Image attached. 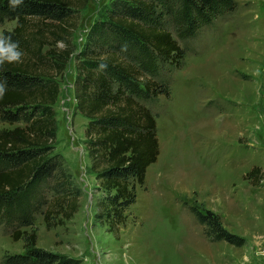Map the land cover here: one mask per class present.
<instances>
[{
    "label": "rangeland",
    "instance_id": "374dc122",
    "mask_svg": "<svg viewBox=\"0 0 264 264\" xmlns=\"http://www.w3.org/2000/svg\"><path fill=\"white\" fill-rule=\"evenodd\" d=\"M236 1L234 11L194 36L180 37L170 24L185 51L179 65L151 59L156 75L148 77L169 89V95L140 98L156 118L160 154L147 169L145 184L137 185L120 239L108 231V223L97 220L107 192L90 168L88 119L77 109L75 84L87 42L93 47L96 37L110 48L121 40L109 19L121 6H113L116 0H90L80 11L75 51L56 75L60 90L53 105L55 154L81 191L80 207L64 225L48 229L46 203L61 191L54 189L59 179L43 181L33 224L21 227L36 231L38 246L73 256L79 264H264V178L260 185L245 178L255 165L264 171V0ZM15 25L5 21L0 34ZM130 46L132 55L148 57L142 47ZM25 125L0 118V130ZM194 208L217 214L240 243L216 240ZM12 232V225L0 223V264L5 254L24 252V239L13 241Z\"/></svg>",
    "mask_w": 264,
    "mask_h": 264
},
{
    "label": "trees",
    "instance_id": "16d2710c",
    "mask_svg": "<svg viewBox=\"0 0 264 264\" xmlns=\"http://www.w3.org/2000/svg\"><path fill=\"white\" fill-rule=\"evenodd\" d=\"M90 0H24L14 11L9 0H0V24L16 21L5 29L19 41L24 55L20 63H5L0 76L7 81L0 96V118L25 126L0 130V223L12 225V239H24V252L7 253L2 264H79L77 258L37 245V234L22 230L32 226L39 208L38 191L43 181L57 179L54 189L61 191L47 202L44 220L48 229L64 225L80 207L81 191L70 174L59 165L55 154L58 121L53 107L59 95L56 75L62 73L73 52L72 38L79 14ZM115 15H110L114 30L122 38L110 48L98 38L86 43L78 63L75 84L77 109L88 119L85 135L91 170L99 187L107 192L105 208L97 214L100 223L120 239V225L126 211L137 200V185H144L147 169L160 154L158 125L150 108L140 98L151 100L169 89L148 77L155 76L152 57L177 65L185 51L174 38L194 36L202 27L237 7L236 0H116ZM112 6V7H113ZM119 36V35H118ZM63 43V46H59ZM142 47L148 57L132 55L131 46ZM48 47V49H45ZM134 48V47H133ZM101 65H105L101 68ZM67 184L65 182L67 181ZM251 184L260 185L264 171L253 166L245 175ZM201 223H208L216 240L240 243L223 226L217 214L192 209Z\"/></svg>",
    "mask_w": 264,
    "mask_h": 264
},
{
    "label": "clouds",
    "instance_id": "9594fccd",
    "mask_svg": "<svg viewBox=\"0 0 264 264\" xmlns=\"http://www.w3.org/2000/svg\"><path fill=\"white\" fill-rule=\"evenodd\" d=\"M24 0H9V6L14 11L21 6ZM23 51L20 48L19 41L13 40L11 35L0 34V69L5 63L15 64L20 63L23 58ZM104 68L105 65H101ZM7 88V81L0 76V96L4 94Z\"/></svg>",
    "mask_w": 264,
    "mask_h": 264
},
{
    "label": "crops",
    "instance_id": "0c3cea01",
    "mask_svg": "<svg viewBox=\"0 0 264 264\" xmlns=\"http://www.w3.org/2000/svg\"><path fill=\"white\" fill-rule=\"evenodd\" d=\"M12 21H14L15 22V24H16V21L15 20H12ZM16 26V25H15ZM0 33H1V31H0Z\"/></svg>",
    "mask_w": 264,
    "mask_h": 264
}]
</instances>
